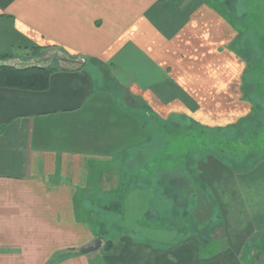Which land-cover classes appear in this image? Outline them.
I'll list each match as a JSON object with an SVG mask.
<instances>
[{
  "label": "crops",
  "instance_id": "crops-1",
  "mask_svg": "<svg viewBox=\"0 0 264 264\" xmlns=\"http://www.w3.org/2000/svg\"><path fill=\"white\" fill-rule=\"evenodd\" d=\"M234 30L191 0H0V56L13 55L2 64L61 65L44 91L0 87V264H248L264 169L233 180L205 159L224 243L199 247L197 234L176 240L179 226L152 223L154 188L130 162L149 144L148 115L206 129L249 119ZM105 198L119 200L124 228L107 251L82 255Z\"/></svg>",
  "mask_w": 264,
  "mask_h": 264
},
{
  "label": "rangeland",
  "instance_id": "rangeland-1",
  "mask_svg": "<svg viewBox=\"0 0 264 264\" xmlns=\"http://www.w3.org/2000/svg\"><path fill=\"white\" fill-rule=\"evenodd\" d=\"M191 2L212 7L235 29L237 40L233 52L244 63L243 94L251 106V115L228 129H206L182 116L155 122L148 115L149 144L140 152V157L130 162L142 170L133 176L154 188L156 196L149 208L152 223L163 230L179 228L176 240L194 233L198 236L199 247L213 238H217L220 246L224 239L213 227L215 211L211 212V193L205 190L210 183L204 180L201 165L205 159L213 162L233 180L264 169V0ZM42 60L46 59L34 57L23 64L47 68L61 66L53 60L45 61L47 63ZM121 165L124 167V163ZM104 201L106 204L95 207L92 214L99 219L95 224L100 235L97 239L107 251L114 244V236L124 228L120 222L124 209L119 200L113 205L108 199ZM140 207H135L133 212L137 213ZM158 214H167L176 220L155 222ZM246 243L243 255L247 263L264 264V229L257 230Z\"/></svg>",
  "mask_w": 264,
  "mask_h": 264
},
{
  "label": "trees",
  "instance_id": "trees-1",
  "mask_svg": "<svg viewBox=\"0 0 264 264\" xmlns=\"http://www.w3.org/2000/svg\"><path fill=\"white\" fill-rule=\"evenodd\" d=\"M12 57V54L0 56V87L28 91H44L48 88L49 78L56 71L55 68L38 66L18 68L2 64L3 61L11 59ZM53 263L51 261L50 264Z\"/></svg>",
  "mask_w": 264,
  "mask_h": 264
},
{
  "label": "water",
  "instance_id": "water-1",
  "mask_svg": "<svg viewBox=\"0 0 264 264\" xmlns=\"http://www.w3.org/2000/svg\"><path fill=\"white\" fill-rule=\"evenodd\" d=\"M68 66H70V65H68ZM70 68H72V66ZM100 247H101V241H100V239L96 238L93 241H91L90 243L86 244L84 247H82L79 252L82 255H86V254L97 251Z\"/></svg>",
  "mask_w": 264,
  "mask_h": 264
}]
</instances>
